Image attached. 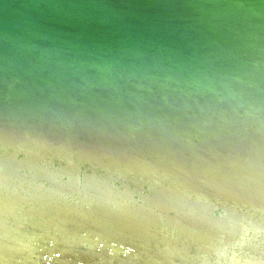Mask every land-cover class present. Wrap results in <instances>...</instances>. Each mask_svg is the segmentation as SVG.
I'll return each mask as SVG.
<instances>
[{"label":"water","instance_id":"water-1","mask_svg":"<svg viewBox=\"0 0 264 264\" xmlns=\"http://www.w3.org/2000/svg\"><path fill=\"white\" fill-rule=\"evenodd\" d=\"M0 158V183L97 198L96 213L120 196L158 212L150 226L196 220L182 189L217 195L250 212L251 244L224 250L260 264L264 0H0ZM156 181L170 196L133 200ZM135 222L122 230L146 235Z\"/></svg>","mask_w":264,"mask_h":264},{"label":"rangeland","instance_id":"rangeland-1","mask_svg":"<svg viewBox=\"0 0 264 264\" xmlns=\"http://www.w3.org/2000/svg\"><path fill=\"white\" fill-rule=\"evenodd\" d=\"M26 182L29 184H14L10 179L0 183V264H253L248 262L246 253L241 256L216 247L214 250L206 238L172 228L174 213L165 217L167 221L152 224L148 233L141 235L120 230L116 219H106L104 212H94L91 204L100 203L97 198L93 202L89 196L69 193L61 195L65 200L59 205L61 196L57 193L40 182ZM140 194H134L133 200L141 201L140 196L145 194ZM118 197L107 203L108 210L138 208L130 205L128 199ZM63 207L71 209L67 211L70 214L56 212ZM31 226L38 230L33 234L41 235L42 240L30 238L27 240L34 242L32 246H20L21 240L17 239L32 234L26 230ZM79 241L97 245L92 250L93 245ZM35 243L39 248L33 247ZM82 248L87 249L79 253ZM65 249L69 252L64 253ZM113 250L116 256L112 255ZM252 254L259 257L258 263L264 264L258 253ZM230 257L233 258L229 260Z\"/></svg>","mask_w":264,"mask_h":264},{"label":"bare ground","instance_id":"bare-ground-1","mask_svg":"<svg viewBox=\"0 0 264 264\" xmlns=\"http://www.w3.org/2000/svg\"><path fill=\"white\" fill-rule=\"evenodd\" d=\"M9 160L10 159L0 158V163H4V162L14 163V161L9 162ZM32 162L33 161L29 162L31 164V165H28L29 167L33 166ZM18 163L20 165H22V163H25V161H18ZM24 166H27V165H24ZM36 166L39 167V165H36ZM71 166H74L77 169L76 165L72 164ZM39 169H40V171L47 172V173H50V171H51L49 169H46L43 166L40 167ZM158 184L163 185L160 182H157V183L151 185V190L143 196V200L146 199L148 201L149 197H153L154 199L160 198V200L161 199L164 200L166 198V196H170L171 193L168 191H171L170 190L171 188L170 189L164 188V187L159 188ZM175 192H179V190H176ZM182 192L183 193H181V194H184L185 197H183L181 194H177L176 198L182 200L183 202H181V203L192 204V206H188L190 211H195L196 213L200 212V214H199V216H197L195 218L196 219L195 221H190L189 219L185 218V214H179V213L175 212L174 216L172 218V222H171V224L174 225L175 229H178L180 232L185 233V234H187V233L192 234V236H196V237H203L204 236L209 241V244L210 243L212 245L214 244V246L217 245L218 247H220L221 251L222 250L224 251L223 240L225 237L227 238L228 242L235 241V243L237 245H240V244L246 243V242L251 244L249 241V240H251L250 235H247V233L244 232L245 230L242 227V225L240 223V219H239V215H241L243 211L246 213H250V212H247L246 208H244L242 206L240 208L237 206V204L232 205L228 201H226L225 199H223L217 195H208L207 193H204V192H202V193L198 192V193H195L196 194L195 196H192L191 193H193V192H191L187 188L182 189ZM188 196H190V197H188ZM156 203H157L158 207H161L165 204V203L161 204L158 201H156ZM218 203H220V204H218ZM232 203H235V202H232ZM95 206H96V209L102 208V207H100L99 204H95ZM219 206H221V213L219 214V216H214L213 210ZM66 209H68V210H66ZM67 211H72V210L69 208H65V207L56 210V212L58 214H61L64 212H66V214H70ZM106 211H109V210H106ZM133 211H137V208L133 209ZM133 211H128V212L125 211L124 213L120 212V213H116V214L114 212H106V213H104L103 216L106 219H116L118 222V229H120V230H122L125 227L132 226V223H134V221L139 222V224L137 226V228H139V229H141L142 227L144 229L149 228V227H151L150 226L151 223H157V219H156L157 215L156 214H159L158 212H148V213L146 212L143 214H133V213H137V212H133ZM165 211H169V210H165ZM253 211H255V210H253ZM129 212H131V213H129ZM257 212H259V214L257 216L262 217V218H260L262 221H260V220L258 221L257 219H255V221L264 224V214L261 213L259 210H257ZM163 214H166V213H163ZM111 216H113V217H111ZM185 219H186V221H185ZM243 219L245 221L246 219H248V217L245 216ZM31 227L32 228H26V230H31L32 234H26V236L23 234L19 239H17V240H21V242L19 243L20 246L27 247L28 244L30 246H32V244L34 242L32 240L31 241L27 240L30 238L42 240V238H40L41 235L33 234L34 231L35 232L38 231L36 229V227L35 226H31ZM22 237H25V238H22ZM79 242L80 243H87L90 246L93 245V248H91L92 250H94L95 249L94 246L97 245L94 243H89V242H84V241H79ZM26 243H28V244H26ZM67 245L68 244H66L65 247ZM37 246H38V244L35 243V245L33 247H37ZM242 246L241 247H234L233 250L229 247L230 250L229 249L228 250L230 251V254L233 255L234 253H238L240 251H243V249L246 246H244V247H242ZM255 246L258 247L259 244L255 243ZM63 247H64V245H63ZM37 248H39V247H37ZM85 249H87V248H82V250H79L78 252L81 253ZM262 250L264 251V248ZM65 252H69V250L65 249L64 253ZM85 254H90V253H85ZM116 254H117V252H114V250H113L112 255L116 256ZM244 254H242L241 256H243ZM248 262H251L254 264L253 260H249Z\"/></svg>","mask_w":264,"mask_h":264}]
</instances>
